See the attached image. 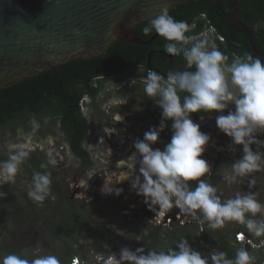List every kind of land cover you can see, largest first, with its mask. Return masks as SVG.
Here are the masks:
<instances>
[{"label": "clouds", "instance_id": "9594fccd", "mask_svg": "<svg viewBox=\"0 0 264 264\" xmlns=\"http://www.w3.org/2000/svg\"><path fill=\"white\" fill-rule=\"evenodd\" d=\"M142 31L145 35L155 32L162 37L165 41L164 50L173 57H181L186 67L184 70L169 71L166 76L149 69L146 75L139 78L143 92L140 100H152L161 109L162 119L158 127L151 128L145 132L142 140L134 142L135 152L125 160L131 189L144 197L145 204L160 215L162 222L172 219V228L174 224L179 225L178 215L181 220L184 216V221L198 217L201 224L207 223L208 228L213 230L222 229L227 222H236L243 225L252 236H264V220L256 219L258 213L264 215V203L256 198L254 192H237L234 198L222 201L217 188L206 181L210 167L201 157L211 136L202 132L201 125L192 119L193 113L201 114V120L203 114L211 116L214 112L219 113L215 118L216 127L230 138V150L242 146V157L232 162L231 166L228 165L233 172L231 181L234 182L238 177H250L252 173L260 171L264 167V153L254 151L252 145H257L258 149L264 147V141L257 139V134H264V61L247 52L230 58L215 42L213 35L217 33L214 29L189 35L192 31L190 25L186 21L174 19L167 8L152 17ZM217 37L219 40L222 38ZM142 71L139 68V72ZM136 82L137 79H133L131 84ZM230 105H234V111ZM226 110L227 115L224 114ZM167 121L172 122L171 140L163 150L154 149L153 145L167 127ZM29 155L28 150L17 146L9 152L6 160L0 161V187L15 191L29 189L30 175L20 167ZM56 163L53 153L49 151L47 162L40 167L46 169ZM211 171L213 176L216 170ZM23 184L24 188H21ZM51 184V172H34L27 196L33 202L43 203L50 195ZM255 184L256 179L251 177L248 180L249 189ZM122 191L116 188L115 191L103 192L119 196ZM172 209L175 211L173 214L170 213ZM152 224L169 228L156 225L153 221ZM239 234H243L244 239L239 241ZM235 240L243 246L237 249L234 258H228L226 252L218 249L202 254L193 249L187 238H181L174 242V247L166 250L150 247L132 250L123 247L118 255L99 257V262L253 264L255 257L247 249L253 248L252 240L243 230L236 232ZM261 248H264V244ZM74 259L85 260L75 256L69 264H73ZM0 264H61V261L53 254H37L28 259L9 253L0 256Z\"/></svg>", "mask_w": 264, "mask_h": 264}, {"label": "rangeland", "instance_id": "374dc122", "mask_svg": "<svg viewBox=\"0 0 264 264\" xmlns=\"http://www.w3.org/2000/svg\"><path fill=\"white\" fill-rule=\"evenodd\" d=\"M141 75L144 73L135 70L130 71L123 79H112L104 92L99 95L96 104L89 97L85 98L82 112L88 119L91 130L85 141V148L93 155L95 164L90 168V171H87L72 154L58 119L36 120L34 118L32 130L25 132L20 129L16 136L5 129L0 130V157L8 156L9 152L15 150L17 146L28 150L29 156L40 154L44 159H47L49 151L53 153L57 163L51 166L52 177L57 180L60 190L73 205L72 211L87 218V226L84 227L89 232L85 229L76 232L73 235V240L79 241L74 248L81 252V256L89 264H100L99 257L104 255H118L123 247L116 249L112 246L115 242L122 243L121 245L132 250L142 247L139 239L130 237L131 226L141 222L152 224V221L154 222L157 217H160L158 213L148 208L143 196L137 195L131 189L130 180L127 179L128 169L125 160L135 152L134 142L137 139L142 140L145 132L153 128L156 121L155 103L147 98L140 100L143 98L142 86L139 83ZM133 79H137L135 84H131ZM230 109L234 111V105H230ZM217 115L218 113H213L212 118L199 123L200 130L211 136L201 157L207 161L210 167V173L205 177L206 181L212 182L211 174L213 172L211 170L214 169L220 174L218 184L214 186L222 201L234 198L237 192L244 194L251 191L256 194V198L261 203H264V167L260 171L252 173L250 177H238L234 182L231 181L233 172L231 167L228 168L227 160L234 162L241 158L242 146H236L234 151L230 150V138L216 127L215 118ZM92 116L95 117L94 120L91 119ZM42 133L46 136L42 137ZM257 139L264 141V134H257ZM153 148L164 149L160 147L158 141L153 145ZM252 148L254 151L259 150L264 153V148L259 147L258 149L257 145H252ZM138 168L139 165H137V174ZM251 177L256 179V184L249 189L248 180ZM29 186L26 192L32 187V178L31 181L29 180ZM21 188H24V184ZM116 188L123 190L119 196L103 192L115 191ZM11 191L21 207L28 210L24 195L14 192L15 190ZM57 199L56 196L51 195V201ZM7 208H3L0 204V256L10 253L6 251L5 246H9L17 254L28 259L37 254L56 255L59 246L51 234L46 233V223H37L31 226L22 218L17 217L14 209L12 211ZM170 213H175L174 209ZM46 215H50V213ZM176 217L179 221L177 223L181 226L182 220L178 215ZM183 219L186 220L184 216ZM256 219L264 220V215L258 213ZM82 220L83 217H81ZM185 223L187 226L191 223L200 227L199 232L194 234L198 236V241L195 242L197 246L194 248L197 247L195 250L199 251L200 244L205 245L204 237L201 234L206 223L201 224L198 217H191ZM162 225L164 226V224ZM77 228L82 229L83 226L78 225ZM238 229H242L254 244L253 248L251 247L252 250L250 247L247 248L255 257L253 264H262L260 257L262 252L264 254V248H261L264 244V236H252L243 225L236 222H227L222 229H217V231L223 233L222 237L228 236L229 239H232L235 236L234 232ZM101 234H104L105 237ZM69 242L71 243V240ZM208 242L211 246L209 245V248L206 245V247L210 251L216 249L219 244L217 239H211ZM233 245L236 246L234 243ZM167 248L165 243L157 250H166ZM58 255L60 254L57 253L56 256L58 257Z\"/></svg>", "mask_w": 264, "mask_h": 264}, {"label": "trees", "instance_id": "16d2710c", "mask_svg": "<svg viewBox=\"0 0 264 264\" xmlns=\"http://www.w3.org/2000/svg\"><path fill=\"white\" fill-rule=\"evenodd\" d=\"M224 9L227 11L231 6L230 0H221ZM174 19L186 21L191 27H195L188 34H200L204 29H214L216 35L214 38L220 50L230 58L233 55H243L250 53L257 57L249 44V40L232 30L221 12L213 9L207 0H193L192 2L182 4L169 13ZM243 21L248 24L258 37L261 48L264 52V0H247L241 9ZM147 24V23H145ZM145 24L138 28L139 36L150 41L157 33L153 32L145 35L142 31ZM217 36L223 38L219 40ZM165 41L158 36L150 45L132 44L122 41L115 44L109 51L106 58H98L88 61H74L58 69V72H48L37 78L26 81L16 87L0 93V130L12 132L15 136L20 129L25 132L33 128V119L45 120L48 118L58 119L61 123V129L65 133L73 154L82 161L84 168L94 165L90 152L85 148V141L90 132L88 119L82 112L84 98L89 97L96 104V101L104 89L105 82L110 79H123L130 71L141 68V73L151 69L166 76L169 71L185 69V62L182 60L172 59L168 55L161 53L164 50ZM264 61V59H261ZM156 121L154 127H158L161 122V109L155 104ZM207 116L209 114H203ZM201 114L193 113L194 122L199 121ZM167 127L161 132L158 142L161 148H164L170 142L172 136L171 121H167ZM46 134L42 133V137ZM264 148V147H261ZM7 155L0 157V161L6 160ZM47 162V159L39 155L29 156L22 164L30 175V181L34 172L49 171L51 166L41 169L40 165ZM231 161L227 160V165L231 166ZM52 176V175H51ZM210 184H218L220 174L215 171L211 177ZM194 183V182H193ZM50 195L43 203L33 202L25 193L26 191L18 189L16 193H22L25 198L26 207L24 210L21 204L15 198L11 188L0 187V204L3 208L11 209L17 213V217L22 218L31 226L37 223H46V233L56 240L59 249L56 251L60 254L61 264H69L75 256H81V252L74 248L79 243L73 240L76 232L87 230L86 220L80 213L72 211L73 205L64 196L60 190L57 180L52 177L50 186ZM51 195L56 196V201H51ZM24 204V206H25ZM102 209V208H100ZM50 213V215H46ZM43 216H46L45 218ZM78 217V218H77ZM81 217L83 220L81 221ZM126 222V221H124ZM83 226L82 229L77 226ZM44 228V230H45ZM128 228V227H127ZM198 225L179 226L174 224L173 228L155 226L141 222L131 226V235L140 240L142 247L160 249L163 245L174 247V242L181 238H187L189 244L193 247L198 241V236L194 235L199 232ZM242 229L236 230V232ZM88 231V230H87ZM89 232V231H88ZM234 232V235H236ZM146 233V234H145ZM216 230L205 226L201 235L204 237L205 245L200 244L199 252L207 254L210 252L209 245L211 239H217L218 250L227 253L228 258H234L237 249L242 246L237 243L235 236L229 239L228 236H221ZM105 237L104 234H101ZM70 238V239H68ZM207 238V239H206ZM209 238V240H208ZM128 239V238H127ZM71 240V243L69 242ZM259 241V239H258ZM236 244L233 245V243ZM122 243L115 242L113 247L119 249L125 247ZM206 245L209 247L207 248ZM6 251L16 253L9 246H5ZM253 256L252 252H249ZM264 254L260 257V262L264 264ZM32 255L29 259L33 258ZM82 257V256H81ZM84 258V257H82ZM85 259V258H84Z\"/></svg>", "mask_w": 264, "mask_h": 264}, {"label": "water", "instance_id": "95a60500", "mask_svg": "<svg viewBox=\"0 0 264 264\" xmlns=\"http://www.w3.org/2000/svg\"><path fill=\"white\" fill-rule=\"evenodd\" d=\"M193 0H0V93L74 61L106 58L117 43L150 45L138 28L167 8ZM207 0L230 28L245 35L253 53L264 52L241 16L247 0Z\"/></svg>", "mask_w": 264, "mask_h": 264}, {"label": "flooded vegetation", "instance_id": "af4514ba", "mask_svg": "<svg viewBox=\"0 0 264 264\" xmlns=\"http://www.w3.org/2000/svg\"><path fill=\"white\" fill-rule=\"evenodd\" d=\"M195 27H191V30H193ZM204 32H209V29H204V31L202 32V33H204ZM213 35V34H212ZM213 37H215L214 35H213ZM161 53H164V54H166V55H168L169 57H171L172 59H175V61L176 60H182V58L181 57H173L172 55H170V54H168L165 50H161L160 51ZM186 66V65H185ZM112 79H110V80H108V81H106L105 82V87H104V89L107 87V85H108V83L111 81ZM114 80V79H113ZM104 89H103V91H102V93L104 92ZM101 93V94H102ZM215 113V112H214ZM224 114L225 115H227V110L224 112ZM218 115H219V113H218ZM212 116H213V113L211 114V116H209V115H207V116H204V118H203V120H206V119H208V118H212ZM95 118V117H94ZM94 118H93V116L91 117V119L92 120H94ZM215 120V119H214ZM202 120L200 119L199 121H197L196 123H200ZM64 133V132H63ZM89 133H91V130H90V132ZM65 134V133H64ZM66 136V135H65ZM85 146V145H84ZM5 147H6V145H5ZM91 154V153H90ZM91 157H92V160L94 161V159H93V155L91 154ZM76 160H79L81 163H82V161L80 160V159H76ZM95 165V164H94ZM94 165H92V166H90V167H87L86 169H87V171L89 170L90 171V168L91 167H93Z\"/></svg>", "mask_w": 264, "mask_h": 264}, {"label": "built area", "instance_id": "2783aa9c", "mask_svg": "<svg viewBox=\"0 0 264 264\" xmlns=\"http://www.w3.org/2000/svg\"><path fill=\"white\" fill-rule=\"evenodd\" d=\"M220 39L223 40V38H220ZM171 222H172V219H170V218H168L166 222L165 221L162 222V220L160 218H156V220L154 221V223L156 225H162V224H164V226H168L169 228H172L171 227V224H172ZM185 224H186L185 221L182 219V225H185ZM238 239H239V241L242 240V239H244V235L243 234H239ZM78 262H80V264H89V262L87 260H84V261H81L80 259H74L73 260V264H77Z\"/></svg>", "mask_w": 264, "mask_h": 264}, {"label": "bare ground", "instance_id": "6f19581e", "mask_svg": "<svg viewBox=\"0 0 264 264\" xmlns=\"http://www.w3.org/2000/svg\"><path fill=\"white\" fill-rule=\"evenodd\" d=\"M123 119V118H122Z\"/></svg>", "mask_w": 264, "mask_h": 264}]
</instances>
